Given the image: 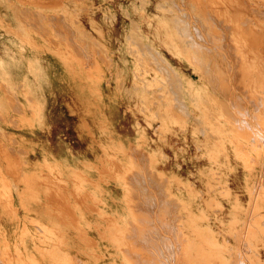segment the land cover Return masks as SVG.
Returning a JSON list of instances; mask_svg holds the SVG:
<instances>
[{
	"label": "rangeland",
	"instance_id": "374dc122",
	"mask_svg": "<svg viewBox=\"0 0 264 264\" xmlns=\"http://www.w3.org/2000/svg\"><path fill=\"white\" fill-rule=\"evenodd\" d=\"M46 1L0 0V87L3 86L0 88V164L1 168L7 173L14 168L19 172L17 185L10 181L0 185V264H68V258L72 259L75 262L74 264H80V262L81 264H114L113 260L119 262V257L115 255L117 250H121L122 256L132 258L136 262H142L144 259L145 264L147 262L148 264H154L157 259L160 263L157 261L156 264H187L185 260L187 253L184 247L186 243L192 244L194 241L207 243L205 248L210 249L209 256L213 258V261L215 260V264H230V262L231 264H252V262L253 264H262L264 262V233H262L264 232V116L262 115V113L264 114V66H261V64H264V46L261 43L264 45V0H237L236 3H233L235 0H224L225 3L222 0H202L203 2L193 0L194 3L192 0V2L185 0V3L188 2L187 5L184 0H169V2L168 0H62V4H58V7L54 5L57 0H49L52 3L49 1L44 3ZM58 1V3H61V0ZM245 1L247 2L245 3ZM253 1H255V6ZM37 2H39V6L35 5ZM226 2L228 3L226 4ZM52 5H54L53 8ZM23 6L29 8V12ZM256 7L257 10L255 11ZM249 8L253 13L248 10ZM177 9L179 12H177ZM231 9L233 10L231 11ZM32 10L34 11L32 12ZM39 10L40 12L37 13ZM245 11L251 13L248 14ZM262 11L263 13H261ZM29 13L34 17L29 16ZM34 13H37L40 17L36 16V19L39 18L37 22ZM183 13L188 14L180 16ZM193 13L195 14L194 17ZM208 13H211L210 16ZM226 13L227 15H225ZM244 13H246L245 17ZM43 16L45 17L43 18L44 21H41ZM217 16H219V19ZM254 16H256V21L253 19ZM30 17L34 18L35 21H31ZM190 17L195 19L202 17L201 20L200 18L197 20H200L198 24L205 19L203 21L204 25L203 22L199 25L208 28L198 26L197 21L190 19ZM227 17L230 18V23H227ZM249 17L250 19H248ZM56 18L58 21L55 20ZM62 19L65 21L62 22ZM52 20L56 22L54 23ZM73 20L75 24L71 22ZM221 20L224 22H221ZM61 22L63 25H61ZM219 23L220 26H224L220 27ZM58 24L63 27L61 29L64 32L59 29L60 27H57ZM225 24L226 26L229 24L230 29L234 30H230L234 35L232 36L233 39L229 37L232 34H230L228 27V29L223 30L226 28ZM233 24H237V26ZM199 29L202 32H199ZM15 31L18 32L15 33ZM187 31H190V34H187ZM224 31H227V33ZM196 32H199V36H196ZM203 32H207L206 35ZM221 32H224V34H220ZM235 33L239 34L235 36ZM59 34L62 37H59ZM89 35L91 36L89 37ZM238 35L242 40L238 39ZM218 36H221V38L223 36V38L221 39ZM68 37L72 38V41ZM206 37L210 40L208 39V41ZM213 37L215 39L211 40ZM216 37L218 38L216 39ZM200 38H203V40ZM218 39L222 41L224 46L219 45L221 41ZM234 39H237L239 43H236L237 46L233 43V46L236 47L231 49L229 46L233 47L232 42L237 41ZM253 39L257 40L255 45H258L257 49L260 50H257L255 45L252 50L249 47L248 49L244 47L243 40L245 42L249 40L246 42L248 46L249 43L251 45ZM228 40L232 42L230 41L227 46ZM258 40L261 43H258ZM96 44H99V47ZM200 47H202L201 50ZM205 47L209 48V52H205L207 50ZM225 47L227 51L224 50ZM240 47L246 49V54L243 53V48L239 49ZM74 48L75 50L79 48V52L73 51ZM197 49L200 51L197 52ZM230 49L233 52L235 50V52L231 51L230 53ZM201 51H203L202 57L200 55ZM225 51L227 53L226 57H224L226 53L222 54ZM103 52H107V57ZM219 53L222 55L220 56ZM230 55L231 59L229 58ZM101 57L105 60H102ZM234 57L236 61L240 58L237 63ZM214 61L223 74L218 71L219 67L214 66ZM223 61L227 67H225ZM239 61L240 65L238 64ZM209 63L211 64L209 65ZM235 64H238V66L235 67ZM239 66L244 69L250 68L248 69L249 74L245 70L240 71ZM209 69L210 71H208ZM213 70L218 71V75ZM235 70L240 71V73L235 72ZM205 71L210 74L208 72L204 73ZM233 72L236 78L239 77L238 79L233 77ZM254 72L258 76H255ZM213 75L215 78L212 77ZM244 75L246 78H244ZM230 77L233 79L232 81ZM170 78L173 84L168 81ZM240 78L242 81L245 80L243 81L246 84H243L244 87L240 84L243 83L239 80ZM257 78L260 80L258 81ZM246 79L248 82H246ZM213 83H215L214 86ZM216 84L221 85L223 88ZM172 85L175 88H170ZM4 86L7 88L5 89ZM220 88L223 90L221 91ZM7 89H9L8 93ZM9 91L12 93L10 92V94ZM174 92H176V95H174ZM232 94L234 97L228 99ZM13 95L16 96L13 97ZM178 96L179 100L177 99ZM211 100H215L214 104ZM204 101L210 102L211 105L210 103L206 105L207 102ZM16 102L22 106L15 105ZM11 103L14 105L10 108L9 104ZM174 104L177 106H174ZM13 108H16V111H13ZM222 114L226 116L222 117ZM210 115H216L214 116L215 119ZM257 119H259L258 122ZM155 124L157 126H154ZM14 125L17 127H14ZM204 128L205 132H203ZM238 131L241 133H238ZM207 132L208 136L205 134ZM6 136L7 139H5ZM10 148L13 150L11 151ZM132 148L137 150L133 151ZM7 149L12 153L14 152L13 155ZM104 151L105 153H102ZM139 158L144 161L145 169ZM141 164L142 167H140ZM7 173H5L6 179H10V175ZM149 173L156 176L155 179ZM55 175L58 177L55 178ZM142 176L146 180L141 178ZM157 179L159 182L165 181V183L157 182L159 185H155ZM34 180H36V184L32 183ZM151 181L155 184H152ZM128 182L134 183L131 185ZM140 184L144 188L139 186ZM154 188L155 190H153ZM136 189L138 193L135 191ZM143 189L145 190L143 191ZM158 190L161 193L164 191L161 194ZM145 191L152 194L155 199L151 198V195L145 196V193H142ZM47 195H51L52 198L47 199ZM147 197L151 198H149L150 202ZM167 198H169L168 201L164 203ZM156 200L159 201L156 202ZM152 202H156L155 206ZM167 202L169 203L167 204ZM174 206H178V208ZM131 207L132 209H130ZM157 208L160 213L162 212L161 214H159ZM174 209L179 214L174 212ZM166 210H170V213L173 212V215L170 214L172 215L170 216ZM174 213L178 214V218L174 216ZM164 217L171 220L170 225V220L166 221ZM254 218H257L258 222ZM122 219L130 222V225L131 223L135 224L133 226L135 230H122V232L115 229H103L105 226L109 228L114 226L113 222L119 223V220ZM147 219L150 220L148 224L149 220L147 221ZM172 219H174L173 222ZM226 219L228 220L226 221ZM165 224L169 226L167 227ZM174 225L177 226L178 230ZM137 228L139 229L137 230ZM151 229L152 231H149ZM169 229L170 231H168ZM230 232L231 234H229ZM115 233L122 234L125 236L124 239H127L121 242L120 249L117 245L112 246L115 240L108 237ZM63 234L70 236L86 234L88 238H75V245L69 246L72 238H63L61 237ZM147 234H150V236L147 237ZM159 235L163 238H159ZM158 238L162 244L158 242ZM142 239H144V242ZM163 239L164 241H162ZM143 243L145 247H143ZM180 245L181 247H179ZM176 246L179 248L177 249ZM50 250L57 251L56 255L49 254ZM182 251L185 252V257L180 256L184 255ZM149 253L155 254L153 256L155 260H152ZM139 255H141L140 258ZM250 261L251 263H249Z\"/></svg>",
	"mask_w": 264,
	"mask_h": 264
},
{
	"label": "bare ground",
	"instance_id": "6f19581e",
	"mask_svg": "<svg viewBox=\"0 0 264 264\" xmlns=\"http://www.w3.org/2000/svg\"><path fill=\"white\" fill-rule=\"evenodd\" d=\"M18 1H19V0H18ZM35 1H36V0H35ZM37 1H38V0H37ZM47 1H49V0H47ZM47 1L44 2V3H47ZM172 1H173V0H172ZM172 1H171V3H172ZM192 1H193V0H192ZM192 1L190 0V2H192ZM201 1H202V0H201ZM205 1H206V0H205ZM209 1H210V0H209ZM222 1H224V0H222ZM225 1H226V0H225ZM225 1H224V3H225ZM227 1H228V0H227ZM233 1H234V0H233ZM236 1H237V0H235V2H233V3H236ZM242 1H243V0H242ZM248 1H249V0H248ZM251 1H252V0H251ZM255 1H256V0H255ZM255 1H253V4H254ZM257 1H259V0H257ZM49 2H50V1H49ZM56 2H57V4H56ZM56 2H55V4H54V2H53V4L56 5V6H57L58 4H59V5L62 4V0L60 1L61 3H58V2H59L58 0H57ZM168 2H169V0H168ZM179 2H180V1H179ZM188 2H189V0H188ZM188 2H187V3H188ZM202 2H203V1H202ZM202 2H201V3H202ZM239 2H240V1H239ZM246 2H247V1H245V3H246ZM38 3H39V2H37L35 5H38ZM50 3H52V2H50ZM184 3H185V0H184ZM187 3H185V4L187 5ZM193 3H194V1H193ZM209 3H211V2H209ZM227 3H228V2H226V4H227ZM233 3H232V4H233ZM240 3H241V2H240ZM15 4H16V3H15ZM29 4H30V3H29ZM31 4H32V3H31ZM33 4H34V3H33ZM40 4H41V3H40ZM158 4H159V3H158ZM168 4H169V3H168ZM176 4H177V3H176ZM190 4H191V3H190ZM204 4H205V3H204ZM232 4H230V5H232ZM247 4L249 5V3H247ZM16 5H17V4H16ZM45 5H46V4H45ZM45 5H44V6H45ZM49 5H50V4H49ZM54 5H52V8H53ZM173 5H174V4H173ZM208 5H211V4H208ZM230 5H229V6H230ZM233 5H234V4H233ZM236 5H237V4H236ZM238 5H239V3H238ZM255 5H256V4H254V6H255ZM38 6H39V5H38ZM44 6H43V7H44ZM47 6H48V5H47ZM47 6H46V7H47ZM50 6H51V5H50ZM50 6H48V7H50ZM67 6H68V5H67ZM67 6H66V7H67ZM175 6H176V5H175ZM183 6H184V5H183ZM229 6H227V8H228ZM240 6H241V5H240ZM244 6H245V5H244ZM244 6H243V8H244ZM258 6H260V5H258ZM16 7H17V6H16ZM23 7H24V6H23ZM40 7H41V5H40ZM57 7H58V6H57ZM140 7H141V6H140ZM162 7H163V6H162ZM172 7H173V6H172ZM176 7H177V6H176ZM186 7H187V6H186ZM195 7H196V6H195ZM212 7H213V5H212ZM225 7H226V6H225ZM246 7H248V6H246ZM250 7H251V4H250ZM252 7H253V6H252ZM24 8H25V7H24ZM63 8H64V7H63ZM124 8H125V7H124ZM183 8H184V7H183ZM193 8H194V7H193ZM199 8H200V7H199ZM199 8H198V9H199ZM206 8H208V7H206ZM206 8H205V9H206ZM14 9H16V8H14ZM21 9H22V8H21ZM21 9H20V10H21ZM25 9L28 10L29 8H28V9L25 8ZM38 9H39V8H38ZM38 9H37V10H38ZM61 9H62V7H61ZM75 9H76V8H75ZM173 9H174V8H173ZM178 9H179V8H178ZM178 9H177V12H179V10H182V9H179V10H178ZM190 9H191V8H190ZM205 9H203V10H205ZM209 9H210V8H209ZM213 9H215V8H213ZM228 9H230V8H228ZM253 9H254V8H253ZM262 9H263V8H262ZM35 10H36V9H35ZM76 10H77V9H76ZM134 10H135V8H134ZM184 10H185V9H184ZM187 10H188V9H187ZM211 10H212V9H211ZM232 10H233V9H231V11H232ZM246 10H247V9H246ZM248 10H250V8H249ZM254 10L256 11V10H257V7H256V9H254ZM258 10H259V12H260V8H259ZM263 10H264V9H263ZM17 11H18V10H17ZM21 11H22V10H21ZM33 11H34V10H32V12H33ZM51 11H52V9H51ZM57 11H58V10H57ZM68 11L70 12V10H68ZM206 11H207V10H206ZM209 11H210V10H209ZM235 11H238V10H235ZM239 11H240V10H239ZM241 11H242V10H241ZM250 11H252V10H250ZM25 12L27 13V11H25ZM28 12H29V10H28ZM39 12H40V10H39L37 13H39ZM41 12H42V11H41ZM169 12H170V11H169ZM181 12H185V11H181ZM201 12H202V11H201ZM207 12H208V11H207ZM212 12H213V10H212ZM245 12H246V11H245ZM257 12H258V11H257ZM16 13H17V12H16ZM22 13H23V12H22ZM30 13H31V10H30ZM30 13H29V14H30ZM37 13H36V14L34 13V15H35V19H36V16L39 17ZM70 13H71V12H70ZM78 13H80V12H78ZM188 13H190V12L188 11ZM188 13H186V14H188ZM194 13H195V12H194ZM194 13H193V14H194ZM196 13H197V12H196ZM199 13H200V12H199ZM246 13L250 14L251 12L249 13V12L247 11ZM246 13H244L245 15H244V14H240V15H244V17H245V16H246ZM252 13H253V11H252ZM254 13H255V12H254ZM261 13H263V11H262ZM23 14H25V13H23ZM46 14H47V13H46ZM46 14H45V15H46ZM58 14H59V13H58ZM58 14H57V15H58ZM64 14H65V13H64ZM66 14H69V13H66ZM184 14H185V13H183V15H180V16H184ZM186 14H185V15H186ZM205 14H206V13H205ZM208 14H209V16H210L211 13H208ZM256 14H257V13H256ZM263 14H264V13H263ZM16 15H17V14H16ZM25 15L28 16L27 14H25ZM31 15H32V14H30L29 16H31ZM59 15H60V14H59ZM75 15H76V14H75ZM189 15H190V14H189ZM221 15H222V14H221ZM225 15H227V13H226ZM253 15H255V14H253ZM253 15H252V16H253ZM19 16H22V15H19ZM55 16H56V15H55ZM191 16H192V15H191ZM194 16H195V14L193 15V17H194ZM196 16H197V15H196ZM200 16H201V15H200ZM211 16H212V15H211ZM219 16H220V15H219ZM219 16H217V18H218ZM231 16H232V15H231ZM238 16H239V15H238ZM249 16H251V15H249ZM22 17H24V16H22ZM32 17H34V16L32 15ZM32 17H30V20H31V21L34 19V18H32ZM53 17H54V16H53ZM58 17H59V16H58ZM66 17H67V15H66ZM70 17H71V16H70ZM213 17H214V15H213ZM213 17H210V18H213ZM221 17H222V16H221ZM223 17H224V16H223ZM247 17H248V16H247ZM254 17H255V18H253V19L255 20V19H256V16H254ZM261 17H263V16H261ZM261 17H260V18H261ZM18 18H19V17H18ZM31 18H32V19H31ZM39 18H40V17H39ZM39 18H37V19L39 20ZM43 18H45V17L43 16L41 21H44ZM73 18H74V17H73ZM73 18H71V19H73ZM197 18L199 19L200 17H197ZM201 18H202V17H201ZM201 18H200V20H201ZM205 18H206V17H205ZM214 18H215V17H214ZM225 18H226V17H225ZM260 18H259V19H260ZM22 19H23V18H22ZM37 19H36V22L38 21ZM58 19H60V18H58ZM163 19H164V17H163ZM187 19H188V18H187ZM190 19H194L195 21L198 20V19L191 18V17H190ZM208 19H209V18H208ZM218 19H219V18H218ZM227 19H228V22H227V23H230V22H229V19H230V18L227 17ZM227 19H225V20L227 21ZM231 19H232V18H231ZM238 19H239V18H238ZM238 19H237V21H238ZM246 19H247V18H246ZM248 19H250V17H249ZM251 19H252V18H251ZM263 19H264V18H263ZM263 19H262V20H263ZM28 20H29V19H28ZM55 20H57V18H56ZM55 20H52V21L55 23V22H56ZM60 20H61V19H60ZM63 20H64V19H62V22H63ZM68 20H69V19H68ZM68 20H67V21H68ZM77 20H78V19H77ZM183 20H184V19H183ZM194 20H193V21H194ZM200 20H199V21H200ZM204 20H205V19H203L201 22H203ZM256 20H257V19H256ZM256 20H255V21H256ZM262 20H260V21H262ZM21 21H22V20H21ZM26 21H27V20H26ZM33 21H35V20H33ZM47 21H48V20H47ZM57 21H58V20H57ZM64 21H65V20H64ZM130 21H131V20H130ZM199 21H197V24H198ZM214 21H216V20L214 19ZM217 21H218V20H217ZM219 21H220V20H219ZM234 21H235V20H234ZM255 21H254V23H255ZM258 21H259V20H258ZM258 21H257V22H258ZM23 22H24V21H23ZM28 22H29V21H28ZM48 22H49V21H48ZM53 22H52V23H53ZM62 22H61V23H62ZM71 22L74 23V20L71 21ZM76 22H77V21H76ZM132 22H133V20H132ZM201 22H200V23H201ZM206 22H207V21H206ZM209 22H210V21H209ZM221 22H224V21L221 20ZM221 22H220V23H221ZM43 23H44V22H43ZM58 23H59V22H58ZM64 23H65V22H64ZM168 23H169V21H168ZM183 23H185V22H183ZM200 23H199V24H200ZM207 23H208V22H207ZM210 23H211V22H210ZM212 23H213V21H212ZM214 23H215V22H214ZM220 23H219V26H220ZM227 23H226V24H227ZM231 23H232V20H231ZM31 24H32V23H31ZM56 24H57V23H56ZM59 24H60V23H59ZM59 24H58L57 27H60ZM66 24H67V22H66ZM74 24H75V23H74ZM189 24H190V22H189ZM197 24H195V25H197ZM199 24H198V26H202V25H199ZM223 24H224V23H223ZM226 24H225V26H226ZM237 24H238V23H237ZM237 24H233V25H236V26H237ZM244 24H245V23H244ZM255 24H256V23H255ZM263 24H264V23H263ZM25 25H26V24H25ZM32 25H33V24H32ZM34 25H35V24H34ZM38 25H39V24H38ZM41 25H42V24H41ZM41 25H40V26H41ZM61 25H63V23H62ZM67 25H69V24H67ZM186 25H187V24H186ZM195 25H193V26H195ZM203 25H204V22H203ZM213 25H214V24H213ZM231 25H232V24H231ZM54 26H56V25L54 24ZM70 26H71V25H70ZM70 26H68V27H70ZM77 26H78V25H77ZM132 26H133V25H132ZM184 26H185V25H184ZM217 26H218V25H217ZM223 26H224V25H221L220 27H223ZM229 26H230V25L228 24V26H226V28L223 29V30H226V29L229 28V29H228L229 31H230V30H231V31H234L233 29H230ZM65 27H66V26H65ZM178 27H179V26H178ZM178 27H177V28H178ZM202 27H203V26H202ZM206 27H207V26H206ZM206 27H203V28H206ZM220 27H219V28H220ZM227 27H228V28H227ZM232 27H233V26H232ZM232 27H231V28H232ZM248 27H249V25H248ZM259 27H261V26L259 25ZM6 28H7V27H6ZM41 28H43V27H41ZM53 28H54V27H53ZM61 28H63V27L61 26L59 29H61ZM187 28H188V27H187ZM194 28H196V27H194ZM197 28H199V27H197ZM203 28H202V29H203ZM207 28H208V27H207ZM219 28H218V30H219ZM263 28H264V27H263ZM178 29H179V28H178ZM184 29H185V28H184ZM200 29H201V28H200ZM200 29H199V32H200V31L202 32V30H200ZM213 29H214V28H213ZM260 29H262V28H260ZM5 30H6V29H5ZM25 30H26V29H25ZM41 30H42V29H41ZM44 30H45V29H44ZM61 30H62V29H61ZM61 30H60V32L63 31V30H62V31H61ZM64 30H66V29H64ZM69 30H70V29H69ZM72 30H73V29H72ZM72 30H71V31H72ZM186 30H187V29H186ZM214 30H217V29H214ZM236 30H237V29H236ZM247 30H248V29H247ZM251 30H252V29H251ZM21 31H23V30H21ZM75 31H76V30H75ZM179 31H180V30H179ZM182 31H183V30H182ZM193 31H194V29H193ZM196 31H197V30H196ZM221 31H222V30H221ZM231 31H230V34H232ZM252 31H253V30H252ZM7 32H8V31H7ZM17 32H18V31H17ZM17 32L15 31V33H17ZM47 32H48V31H47ZM55 32H56V30H55ZM60 32H59V33H60ZM63 32H64V31H63ZM73 32H74V31H73ZM79 32H80V31H79ZM84 32H85V31H84ZM169 32H170V31H169ZM183 32H184V31H183ZM187 32H188V33H187ZM187 32H186L187 34H190V31H187ZM194 32H195V31H194ZM199 32H198V33L196 32V33H197L196 36H199ZM209 32H210V31H209ZM211 32H212V31H211ZM224 32L227 33V31H224ZM224 32H223V33L221 32L220 34L223 35ZM235 32H236V31H235ZM246 32H247V31H246ZM255 32H256V31H255ZM8 33H11V32H8ZM40 33H41V32H40ZM99 33H100V32H99ZM167 33H168V32H167ZM172 33H173V31H172ZM191 33H192V32H191ZM203 33H204V32H203ZM205 33H207V32H205ZM205 33H204V34H205ZM212 33H213V32H212ZM216 33H217V31H216ZM228 33H229V32H228ZM256 33H257V32H256ZM62 34H63V33H62ZM78 34H79V33H78ZM101 34H102V33H101ZM209 34H210V33H209ZM217 34H218V33H217ZM236 34H239V33H235V36H236ZM244 34H245V33H244ZM246 34H247V33H246ZM259 34H260V33H259ZM21 35H22V34H21ZM23 35H24V34H23ZM42 35H43V34H42ZM201 35H202V33H201ZM205 35H206V34H205ZM227 35H229V34H227ZM227 35H225V36L227 37ZM58 36L60 37L61 35L59 34ZM64 36H65V34H64ZM64 36H63V37H64ZM68 36H69V34H68ZM84 36H85V35H84ZM90 36H91V35H89V37H90ZM96 36H97V35H96ZM98 36H99V35H98ZM194 36H195V35H194ZM209 36H210V35H209ZM211 36H212V35H211ZM214 36H216V34H214ZM232 36H234V35H233V34H232L231 36L229 35V37H231V38H232ZM253 36H254V35H253ZM18 37H19V36H18ZM42 37H44V36H42ZM61 37H62V36H61ZM65 37H66V36H65ZM71 37H72V36H71ZM75 37H76V34H75ZM80 37H82V36H80ZM94 37H95V36H94ZM200 37H201V36H200ZM207 37H208V36H207ZM207 37H206V39H207ZM218 37H219V36H218ZM218 37H216V39H217ZM229 37H228V38H229ZM237 37H239V35H238ZM241 37H242V35H241ZM246 37H247V36H246ZM68 38H69V37H68ZM68 38H67V39H68ZM78 38H79V37H78ZM139 38H140V37H139ZM171 38H172V37H171ZM174 38H175V36H174ZM174 38H173V39H174ZM219 38H221V36H220ZM222 38H223V36H222ZM222 38H221V39H222ZM231 38H230V39H231ZM251 38H252V37H251ZM64 39H66V38H64ZM67 39H66V40H67ZM69 39H70V38H69ZM200 39L203 40V38H200ZM204 39H205V38H204ZM208 39H209V38H208ZM208 39H207V40H208ZM212 39H215V38L213 37V38H211V40H212ZM232 39H233V38H232ZM238 39L240 40L241 38L239 37ZM258 39H259V38H258ZM70 40L72 41V38H71ZM74 40H75V39H74ZM84 40H85V39H84ZM179 40H180V39H179ZM191 40H192V38H191ZM191 40H190V41H191ZM209 40H210V39H209ZM209 40H208V41H209ZM218 40H220V39H218ZM234 40H237V39H234ZM241 40H242V39H241ZM249 40H250V39H249ZM249 40H248V41H249ZM175 41H176V40H175ZM192 41H193V40H192ZM192 41H191V42H192ZM195 41H196V40H195ZM197 41L199 42L198 38H197ZM197 41H196V42H197ZM214 41H215V40H214ZM214 41H213V42H214ZM220 41H221V40H220ZM223 41H225V40L223 39ZM230 41H231V40H230ZM230 41L228 40V43H226L227 46L229 45V42H230ZM243 41H244V40H243ZM243 41H242V43H243V44L245 43V44H244V47L247 48V49H248V47H249L250 50H252V49L255 48V47H256V49H257V47H258V45H255V41L257 42L256 39H253V40L251 41V42H252L251 45H250V43H249L248 46H247V43H246V42H248V41H246V42H245V41L243 42ZM75 42H76V41H75ZM78 42H79V41H78ZM136 42H137V41H136ZM181 42H182V41H181ZM184 42H185V41H184ZM187 42H188V41H187ZM198 42H197L196 44H198ZM217 42H218V41H217ZM225 42H226V41H225ZM231 42H232V41H231ZM22 43H23V42H22ZM25 43H26V42H25ZM67 43H68V42H67ZM73 43H74V42H73ZM88 43H90V42H88ZM93 43H94V42H93ZM95 43H96V42H95ZM95 43H94V44H95ZM176 43L180 44L179 42H176ZM189 43H190V42H189ZM207 43H210V42H207ZM233 43H235V45L237 46V44H238L239 42H238V40H237L236 42H235V41L232 42V46H233ZM236 43H237V44H236ZM258 43H261V42H259V40H258ZM76 44H77V43H76ZM76 44H75V45H76ZM185 44H186V42H185ZM218 44H219V43H218ZM223 44H225V43L223 42ZM226 44H225V45H226ZM261 44H262V46H264L263 43H261ZM75 45H73V46H75ZM85 45H86V44H85ZM87 45H88V44H87ZM89 45H90V44H89ZM96 45H97V44H96ZM98 45H99V44H98ZM98 45H97V46H98ZM104 45H105V44H104ZM174 45H175V44H174ZM191 45H192V44H191ZM194 45H195V44H194ZM194 45H193V46H194ZM203 45H204V43H203ZM215 45H216V42H215ZM219 45H222V41H221V44H219ZM235 45H234L233 47H231V45H230L229 47L232 49V48H235V47H236ZM241 45H242V44L240 43V46H241ZM254 45H255V47H253ZM20 46H22V45H20ZM29 46H30V45H29ZM78 46H79V45H78ZM91 46H92V45H91ZM91 46H90V47H91ZM100 46H101V45H100ZM148 46H149V45H148ZM178 46H179V45H178ZM183 46H184V45H183ZM193 46H192V47H193ZM200 46H201V45H200ZM210 46H212V45H210ZM210 46H209V47H210ZM222 46H224V45H222ZM238 46H239V45H238ZM262 46H261V48H262ZM31 47H33V46H31ZM76 47H77V46H76ZM80 47H81V46H80ZM93 47H95V46H93ZM98 47H99V46H98ZM103 47H104V46H103ZM143 47H144V46H143ZM184 47H185V46H184ZM196 47H198V46H196ZM214 47H215V46H214ZM218 47H220V46H218ZM229 47H228V49H229ZM244 47H242V48H243V53L246 54V49H245ZM53 48H54V47H53ZM85 48H86V47H85ZM88 48H89V47H88ZM201 48H202V47H200V50H201ZM203 48H204V47H203ZM205 48L207 49V47H205ZM222 48H223V47H222ZM225 48H226V47H225ZM225 48H224V50L227 51V48H226V49H225ZM242 48L240 47L239 49H242ZM45 49H46V48H45ZM89 49H91V48H89ZM100 49H101V48H100ZM100 49H99V50H100ZM143 49H144V48H143ZM194 49H195V48H194ZM208 49H209V48H208ZM208 49H207L205 52H207ZM213 49H214V48H213ZM216 49H218V48H216ZM231 49H230V53H231V51H232ZM236 49H238V48H236ZM263 49H264V48H263ZM46 50H47V49H46ZM78 50H79V48H78ZM78 50H75V48H74L73 51H76V52H77ZM82 50H83V49H82ZM86 50H87V49H86ZM95 50H97V49L95 48ZM95 50H94V51H95ZM99 50H98V51H99ZM145 50H146L147 52H149L146 48H145ZM186 50H187V49H186ZM200 50L197 49V52H199ZM211 50H212V48H211ZM221 50H222V49H221ZM257 50H260V49L258 48ZM80 51H81V49H80ZM100 51H101V50H100ZM102 51H103V49H102ZM105 51H107V49H105ZM188 51H189V49H188ZM195 51H196V49H195ZM215 51H216V50H215ZM218 51H220V50L218 49ZM218 51H217V53H218ZM226 51L223 52L222 54L226 53ZM239 51H240V50H239ZM248 51H249V50H248ZM248 51H247V52H248ZM262 51H263V50H262ZM78 52H79V51H78ZM83 52H86V51H83ZM88 52H89V51H88ZM96 52H97V51H96ZM150 52H152V51H150ZM178 52H179V51H178ZM202 52H203V51L200 52L201 57H202ZM208 52H209V51H208ZM220 52H221V51H220ZM228 52H229V51H228ZM232 52H233V51H232ZM234 52H235V50H234ZM234 52H233V53H234ZM237 52H238V50H237ZM258 52H260V51H258ZM37 53H38V52H37ZM86 53H87V52H86ZM92 53H93V52H92ZM92 53H90V54H92ZM103 53H105V52H103ZM103 53H102V54H103ZM110 53H111V52H110ZM153 53H154V52H153ZM182 53H184V52H182ZM189 53H190V52H189ZM194 53H195V52H194ZM215 53H216V52H215ZM217 53H216V54H217ZM230 53H229V54H230ZM240 53H241V51H240ZM261 53H263V52H261ZM261 53H260V54H261ZM8 54H9V53H8ZM38 54H39V53H38ZM80 54H81V53H80ZM84 54H85V53H84ZM105 54H106V55H105ZM105 54H103V55H105V56L107 57V52H106ZM208 54H209V53H208ZM219 54H220V53H219ZM222 54H220V56H221ZM238 54H239V52H238ZM244 54H243V55H244ZM250 54H251V53H250ZM263 54H264V53H263ZM82 55H83V54H82ZM103 55H102V56H103ZM154 55H155V53H154ZM187 55L189 56L188 52H187ZM197 55H198V54H197ZM203 55H204V54H203ZM205 55H207V54H205ZM210 55H211V54H210ZM210 55H209V56H210ZM212 55H213V54H212ZM233 55H234V54H233ZM235 55H237V53H235ZM235 55H234V56H235ZM248 55H249V54H248ZM79 56H80V55H79ZM83 56H85V55H83ZM90 56H91V55H90ZM98 56L100 57V55H98ZM188 56H187V57H188ZM218 56H219V55H218ZM218 56H217V57H218ZM226 56H227V53H226V55H225L224 57H226ZM238 56L240 57V55H238ZM256 56H257V55H256ZM261 56H262V54H261ZM263 56H264V55H263ZM263 56L261 57V59L263 58ZM88 57H89V56H88ZM103 57H104V56H103ZM106 57H104V58H106ZM152 57H153V56H152ZM156 57H157V56H156ZM190 57H191V56H190ZM190 57H189V58H190ZM242 57H243V56H242ZM248 57H249V56H248ZM257 57H258V56H257ZM259 57H260V56H259ZM26 58H28V57H26ZM104 58H103V59H104ZM213 58H214V57H213ZM222 58H223V57H222ZM222 58H221V59H222ZM229 58H230V59L232 58L231 55H230ZM246 58H247V57H246ZM101 59H102V57H101ZM103 59H102V60H103ZM150 59H151V57H150ZM155 59H157V58H155ZM155 59H154V60H155ZM191 59H192V58H191ZM191 59H190V60H191ZM199 59H201V58L199 57ZM206 59H207V57H206ZM209 59H210V58H209ZM214 59H215V58H214ZM230 59H227V60H230ZM238 59H240V58H238ZM238 59H237V61H238ZM255 59H256V58H255ZM104 60H105V59H104ZM158 60H161V59H158ZM195 60H196V59H195ZM223 60L226 61L225 58H223ZM234 60H235V62L237 63L235 57H234ZM262 60H263V59H262ZM91 61H92V59H91ZM106 61L108 62V60H106ZM106 61H105V62H106ZM196 61H197V60H196ZM200 61H201V60H200ZM202 61H203V60H202ZM204 61H205V60H204ZM207 61H208V59H207ZM210 61L212 62L213 59L210 60ZM215 61H216V60H215ZM215 61H214V62H215ZM240 61H242V60H240ZM240 61L238 62V64L240 63ZM258 61H259V60H258ZM161 62H163V61H161ZM205 62H206V61H205ZM216 62H217V61H216ZM216 62H215V65H214V66H216V68H217V67H219V66H218V64L216 65ZM223 62H224V61H223ZM231 62H232V61H231ZM235 62H234V63H235ZM29 63H30V62H29ZM159 63H160V62H159ZM191 63H192V62H191ZM193 63H194V62H193ZM242 63H243V62H242ZM259 63H260V62H259ZM263 63H264V62H263ZM106 64H107V63H106ZM161 64H162V63H161ZM161 64H160V65H161ZM195 64H196V62H195ZM206 64H207V63H206ZM210 64H211V63H209V65H210ZM220 64H221V63H220ZM224 64H225V62H224ZM238 64H235V67L238 66ZM240 64H241V63H240ZM240 64H239V65H240ZM257 64H258V63H257ZM14 65H15V64H14ZM109 65H110V64H109ZM225 65H226V64H225ZM228 65H229V64H228ZM232 65H234V64L232 63ZM232 65H231V66H232ZM262 65L264 66V64H261V66H262ZM12 66H13V65H12ZM164 66H165V65H164ZM211 66H212V65H211ZM242 66H244V65H242ZM242 66H241V67L239 66V67L241 68L240 71L243 72V71L245 70V72L247 71V74H249L248 69H250V68H248V69H244ZM245 66H246V64H245ZM258 66H259V65H258ZM85 67H86V66H85ZM153 67H154V66H153ZM165 67H166V66H165ZM205 67H206V66H205ZM225 67H227V65H226ZM235 67H234V68H235ZM259 67H260V66H259ZM7 68H8V66H7ZM197 68H199V67H197ZM202 68H204V67H202ZM202 68H201V69H202ZM212 68H213V67H212ZM228 68H229V67H228ZM228 68H227V69H228ZM232 68H233V67H232ZM242 68H243V69H242ZM89 69H90V68H89ZM155 69H156V68H155ZM165 69H166V68H165ZM167 69H168V68H167ZM167 69H166V70H167ZM201 69H200V70H201ZM206 69H207V68H206ZM213 69H214V68H213ZM227 69H226V70H227ZM262 69H263V68H262ZM67 70H68V68H67ZM90 70H91V69H90ZM108 70H109V69H108ZM211 70H212V69H211ZM215 70H216V69H215ZM215 70H213V71H215ZM229 70H230V69H229ZM255 70H256V69H255ZM260 70H261V69H260ZM183 71H184V70H183ZM202 71H203V70H202ZM208 71H210V69H209ZM208 71H205L204 73H207ZM218 71H220V67L218 68ZM218 71H217V72H218ZM227 71H228V70H227ZM232 71H233V70H232ZM236 71L238 72V70H235V72H236ZM240 71H239L238 73H240ZM256 71H257V70H256ZM162 72H163V71H162ZM165 72H166V71H165ZM168 72H169V70H168ZM215 72H216V71H215ZM217 72H216V75H218ZM220 72H222V71H220ZM242 72H241V74H242ZM169 73H170V72H169ZM169 73H168V75L171 74V73H170V74H169ZM182 73H183V72H182ZM201 73H202V72H201ZM208 73H209V72H208ZM213 73H214V72H213ZM213 73H212V74H213ZM218 73H219V72H218ZM233 73H234V72H233ZM255 73H256V72H254V74H255ZM117 74H118V73H117ZM175 74H176V73H175ZM209 74H210V73H209ZM222 74H223V72H222ZM230 74H231V73H230ZM259 74H260V73H259ZM263 74H264V73H263ZM85 75H86V74H85ZM163 75H164V74H163ZM166 75H167V74H166ZM176 75H177V74H176ZM196 75H197V74H196ZM198 75H199V74H198ZM214 75H215V74H214ZM214 75H213L212 77H214ZM219 75H220V74H219ZM256 75H257V74H255V76H256ZM82 76H83V75H82ZM90 76H91V75H90ZM109 76H110V75H109ZM237 76H240V75H237ZM242 76H243V75H242ZM246 76H247V75H246ZM257 76H258V75H257ZM262 76H263V75H262ZM170 77H171V76H170ZM174 77H175V76H174ZM209 77H210V76H209ZM221 77H222V76H221ZM233 77H235V73H234ZM249 77H250V75H249ZM168 78H169V77H168ZM206 78H207V77H206ZM214 78H215V77H214ZM222 78H224V77H222ZM225 78H227V77H225ZM235 78H236V77H235ZM238 78H239V77H238ZM238 78H236V79H238ZM244 78H246L245 75H244ZM254 78H255V77H254ZM258 78H259V77H258ZM258 78H257V79H258ZM173 79H174V78H173ZM175 79H176V78H175ZM178 79H179V78H178ZM242 79H243V77H242ZM261 79H262V78H261ZM163 80H164V79H163ZM170 80H172V79L170 78L168 81H170ZM176 80H177V79H176ZM176 80H175V81H176ZM205 80H206V79H205ZM215 80H216V79H215ZM218 80L220 81V79H218ZM230 80L232 81L233 79H231V77H230ZM239 80L242 81L241 78H240ZM239 80H237V81L239 82ZM259 80H260V79H258V81H259ZM173 81H174V80H173ZM175 81H174V82H175ZM190 81H191V80H190ZM190 81H189V82H190ZM207 81H208V80H207ZM243 81H245V80H243ZM243 81H242V82H243ZM255 81H257V80H255ZM79 82H80V81H79ZM122 82H123V81H122ZM170 82H171V81H170ZM178 82H180V81H178ZM187 82H188V81H187ZM234 82H235V80H234ZM234 82H233V83H234ZM246 82H248L247 79H246ZM176 83H177V82H176ZM176 83H174V84H176ZM208 83H209V82H208ZM215 83H217V82H215ZM215 83H213V86H214ZM221 83H223V82H221ZM221 83H219V84H221ZM239 83H240V82H239ZM239 83H238V84H239ZM249 83H250V81H249ZM254 83H256V82H254ZM257 83H258V82H257ZM260 83H261V82H260ZM0 84H1V83H0ZM4 84H5V83H4ZM118 84H119V82H118ZM121 84H122V83H121ZM171 84H173V82H171ZM235 84H236V83H235ZM240 84L243 85L244 82H243V83H240ZM67 85H68V84H67ZM162 85H163V84H162ZM210 85H211V83H210ZM216 85H217V84H216ZM244 85H246V84H244ZM244 85H243V87H244ZM257 85H259V84H257ZM5 86H6V85H5ZM5 86H4V87H5ZM21 86H22V83H21ZM68 86H69V85H68ZM217 86H221V85H217ZM217 86H216V87H217ZM223 86H224V85H223ZM240 86H241V85H240ZM240 86H239V87H240ZM250 86H251V85H250ZM1 87H3V86H1ZM1 87H0V88H1ZM8 87H9V86H8ZM26 87H27V86H26ZM142 87H143V86H142ZM172 87L175 88V86H173V85H172L170 88H172ZM221 87H222V86H221ZM228 87H230V85H228ZM239 87H238V88H239ZM247 87H248V86H247ZM256 87H258V86H256ZM6 88H7V87H5V89H6ZM20 88H22V87H20ZM174 88H173V91H174ZM217 88H218V87H217ZM222 88H223V87H222ZM234 88H235V87H234ZM234 88H233V89H234ZM240 88H242V87H240ZM2 89H3V88H2ZM5 89H4V90H5ZM220 89H221V88H220ZM220 89H219V90H220ZM228 89H230V88H228ZM235 89H236V88H235ZM260 89H261V87H260ZM8 90H9V89H7V93H8ZM171 90H172V89H171ZM171 90H170V92H171ZM217 90H218V89H217ZM222 90H223V89H221V91H222ZM224 90H225V89H224ZM226 90H227V89H226ZM241 90H242V89H241ZM255 90H256V89H255ZM261 90H262V89H261ZM5 91H6V90H5ZM127 91H128V90H127ZM131 91H132V90H131ZM146 91H147V90H146ZM153 91H154V90H153ZM153 91H152V92H153ZM175 91H176V90H175ZM204 91H206V90H204ZM246 91H247V90H246ZM246 91H245V92H246ZM248 91H249V90H248ZM10 92H11V91H9V93H10ZM14 92H15V91H14ZM125 92H126V91H125ZM176 92H177V91H176ZM176 92H174V95H176V94H175ZM192 92H193V91H192ZM195 92H196V91H195ZM219 92H220V91H219ZM230 92H231V91H230ZM232 92H233V91H232ZM240 92H241V91H240ZM243 92H244V91H243ZM245 92H244V93H245ZM254 92H255V91H254ZM261 92H262V91H261ZM11 93H12V92H11ZM11 93H10V94H11ZM32 93H33V92H32ZM145 93H146V92H145ZM149 93H151V92H149ZM149 93H148V94H149ZM172 93H173V92H172ZM227 93H228V92H227ZM227 93H226V94H227ZM250 93H251V92H250ZM223 94H224V92H223ZM230 94H231V93H230ZM230 94H229V95H230ZM7 95H8V94H7ZM31 95H32V94H31ZM174 95H173V96H174ZM178 95L180 96L179 93H178ZM203 95H204V93H203ZM205 95H206V94H205ZM211 95H213V94H211ZM211 95H210V96H211ZM247 95H248V94H247ZM252 95H253V94H252ZM4 96H5V95H4ZM9 96H10V95H9ZM15 96H16V95H15ZM15 96L13 95V97H15ZM179 96L177 97V99L179 98ZM196 96H197V95H196ZM206 96L209 97L208 95H206ZM213 96H214V95H213ZM213 96H212V97H213ZM223 96H224V95H223ZM232 96H233V94H232L230 97H228V99H229V98H232ZM238 96H239V95H238ZM6 97H8V96H6ZM13 97H12V98H13ZM180 97H181V96H180ZM233 97H234V96H233ZM246 97H247V96H246ZM249 97H250V96H249ZM28 98H29V100H31L29 96H28ZM84 98H85V97H84ZM84 98H83V99H84ZM90 98H91V97H90ZM148 98H150V97H148ZM188 98H189V97H188ZM209 98H210V97H209ZM209 98H208V100H210ZM258 98H259V97H258ZM8 99H9V97H8ZM13 99H15V98H13ZM151 99H152V98H151ZM177 99H176V100H177ZM194 99H195V98H194ZM199 99H200V98H199ZM201 99H202V98H201ZM213 99H214V98H213ZM213 99H212V100H213ZM246 99H248V98H246ZM178 100H179V99H178ZM202 100H203V99H202ZM204 100H205V99H204ZM212 100H211V101H212ZM215 100H216V99H215ZM215 100H214V101H215ZM234 100H235V99H234ZM237 100H238V99H237ZM250 100H251V99H250ZM250 100H249V101H250ZM254 100H255V99H254ZM260 100H261V98H260ZM14 101H15V100H14ZM27 101H28V100H27ZM214 101H212V103H213ZM216 101H217V100H216ZM218 101H219V100H218ZM221 101H222V99H221ZM227 101H228V100H227ZM230 101H231V99H230ZM230 101H229V102H230ZM251 101H252V100H251ZM179 102H180V101H179ZM199 102H202V101H199ZM204 102H207V104L205 103L206 105H209V103H210V102L208 103V101H204ZM204 102H203V104H204ZM219 102H220V101H219ZM219 102H218V103H219ZM223 102H224V101H223ZM238 102H239V101H238ZM240 102H241V101H240ZM242 102H243V101H242ZM247 102H248V100L246 101V103H247ZM257 102H258V101H257ZM13 103H14V102H13ZM153 103H154V102H153ZM218 103H217V104H218ZM243 103H244V102H243ZM253 103H254V102H253ZM262 103H263V102H262ZM262 103H261V104H262ZM16 104L19 105V103H17V102L15 103V105H16ZM180 104H183V103H180ZM213 104H214V103H213ZM221 104H223V103L221 102ZM229 104H231V103H229ZM240 104H241V103H240ZM244 104H245V103H244ZM257 104H258V103H257ZM9 105H10V108H11V106L14 105V104L11 103V104H9ZM172 105H173V104H172ZM210 105H211V103H210ZM215 105H216V102H215ZM215 105H214V106H215ZM218 105H220V104H218ZM223 105H224V107H226L225 104H223ZM231 105H232V104H231ZM236 105H238V104H236ZM252 105H253V104H252ZM258 105H259V104H258ZM258 105H257V106H258ZM19 106H22V105H19ZM169 106H170V105H169ZM174 106H177V105L174 104ZM184 106H185V105H184ZM202 106H203V105H202ZM204 106H205V105H204ZM214 106H213V107H214ZM216 106H217V105H216ZM245 106H246V104H245ZM257 106H256V107H257ZM260 106H261V105H260ZM13 107H14V106H13ZM15 107H16V106H15ZM40 107H41V106H40ZM205 107H206V106H205ZM250 107H251V105H250ZM256 107H255V108H256ZM178 108H180V107H178ZM185 108H186V107H185ZM207 108H208V107H207ZM210 108H211V106H210ZM262 108H263V107H262ZM262 108H261V109H262ZM13 109H14V108H13ZM17 109H18V108H17ZM222 109H223V108H222ZM240 109H241V108H240ZM252 109H254V108H252ZM257 109H259V108H257ZM257 109H256V110H257ZM168 110H169V109H168ZM173 110H174V108H173ZM175 110H176V109H175ZM215 110H217V109H215ZM223 110H225V109H223ZM229 110H230V109H229ZM229 110H228V111H229ZM243 110H244V108H243ZM13 111H16V108H15ZM17 111H18V110H17ZM142 111H143V110H142ZM165 111H166V110H165ZM181 111H182V110H181ZM207 111H208V110H207ZM207 111H206V112H207ZM218 111H219V109H218ZM218 111H217V112H218ZM220 111H221V110H220ZM225 111H226V110H225ZM228 111H227V112H228ZM236 111H237V110H236ZM251 111H253V110H251ZM254 111H255V109H254ZM259 111H261V110L259 109ZM89 112H90V111H89ZM234 112H235V111H234ZM256 112H257V111H256ZM256 112H255V113H256ZM17 113H18V112H17ZM19 113H20V111H19ZM154 113H155V112H154ZM174 113H175V112H174ZM178 113H179V112H178ZM203 113H204V115H206L205 112H203ZM208 113H209V111H208ZM221 113H223V112H221ZM224 113H225V112H224ZM224 113H223V114H224ZM230 113H231V112H230ZM236 113H237V112H236ZM253 113H254V112H253ZM223 114H222V115H223ZM225 114H226V113H225ZM238 114H239V113H238ZM123 115H124V114H123ZM150 115H151V114H150ZM167 115H168V114H167ZM170 115H172V114L170 113ZM182 115H183V114H182ZM184 115H185V114H184ZM186 115H187V114H186ZM226 115H228V114H226ZM226 115H223L222 117H224V116H226ZM230 115H231V114H230ZM252 115H253V114H252ZM254 115L256 116V114H254ZM257 115H258V114H257ZM259 115H260V114H259ZM262 115L264 116L263 113H262ZM148 116H149V115H148ZM210 116H213V115H210ZM214 116H216V115H214ZM214 116H213V118H214ZM217 116H219V115H217ZM232 116H233V115H232ZM232 116H231V117H232ZM174 117H175V116H174ZM186 117H187V116H186ZM206 117H207V116H206ZM208 117H209V116H208ZM208 117H207V118H208ZM227 117H228V116H227ZM235 117H236V116H235ZM247 117H248V116H247ZM253 117H254V116H253ZM183 118H184V117H183ZM217 118H218V117H217ZM256 118H257V116H256ZM258 118H259V117H258ZM148 119H149V117H148ZM214 119H215V118H214ZM235 119H236V118H235ZM238 119H240V118H238ZM1 120H2V119H1ZM9 120H10V119H9ZM194 120H195V119H194ZM206 120H207V121H210V120H208V119H206ZM229 120H230V118H229ZM229 120H228V121H229ZM232 120H234V119H232ZM243 120H244V119H243ZM245 120H246V119H245ZM258 120H259V119H257V122H258ZM261 120H262V118H261ZM4 121H5V120H4ZM11 121H12V120H11ZM11 121H10V123H11ZM14 121H15V120H14ZM40 121H41V120H40ZM148 121H149V120H148ZM153 121H154V120H153ZM197 121H198V120H197ZM225 121H227V120H225ZM263 121H264V120H263ZM167 122H169V121H167ZM202 122H203V121H202ZM202 122H201V123H202ZM230 122H232V121H230ZM242 122H243V121H242ZM247 122H248V121H247ZM255 122H256V121H255ZM15 123H16V122H15ZM213 123H216V122H213ZM217 123H218V122H217ZM148 124H149V123H148ZM188 124H189V123H188ZM194 124H195V123H194ZM203 124H204V123H203ZM232 124H233V123H232ZM250 124H251V123H250ZM256 124H257V123H256ZM12 125H13V124H12ZM184 125H185V124H184ZM195 125H196V124H195ZM201 125H202V124H201ZM204 125H205V127H207L206 124H204ZM213 125H214V124H213ZM235 125H236V124H235ZM154 126H157V125L155 124ZM239 126H240V125H239ZM239 126H238V127H239ZM246 126H247V125H246ZM14 127H17V126L14 125ZM194 127H195V126H194ZM216 127H217V126H216ZM226 127H227V126H226ZM230 127H232V126H230ZM247 127H248V126H247ZM79 128H80V127H79ZM208 128H209V127H208ZM180 129H181V128H180ZM201 129H202V128H201ZM210 129H211V128H210ZM227 129H228V128H227ZM227 129H226V130H227ZM231 129H233V128H231ZM164 130H165V128H164ZM166 130H168V129L166 128ZM224 130H225V129H224ZM228 130H229V129H228ZM228 130H227V131H228ZM3 131H4V130H3ZM3 131H2V132H3ZM169 131H170V130H169ZM206 131H207V130H206ZM211 131H212V130H211ZM4 132H5V131H4ZM203 132H205V128L203 129ZM208 132H209V131H208ZM208 132L205 133L206 136H208V135H207ZM209 133H210V132H209ZM238 133H241V132L238 131ZM0 134H1V133H0ZM5 134H6V133H5ZM5 134H4V135H5ZM202 134H203V133H202ZM232 134H233V133H232ZM226 135H227V133H226ZM240 135H241V134H240ZM2 136H3V135H2ZM209 136L211 137L210 134H209ZM224 136H225V135H224ZM243 136H244V135H243ZM248 136H249V133H248ZM241 137H242V136H241ZM8 138H9V137H8ZM148 138H149V137H148ZM228 138H229V136H228ZM5 139H7V136H6ZM13 139H14V138H13ZM151 139H152V138H151ZM230 139H231V138H230ZM232 139H233V138H232ZM233 140H234V139H233ZM233 140H232V141H233ZM15 141H16V140H15ZM59 141H60V140H59ZM12 142H13V141H12ZM141 142H142V141H141ZM143 142H144V141H143ZM10 143H11V142H10ZM191 143H192V142H191ZM231 143H232V142H231ZM129 144H130V143H129ZM194 144H195V143H194ZM236 145H237V144H236ZM251 145H252V144H251ZM1 146H2V145H1ZM193 146H195V145H193ZM4 147H5V146H4ZM11 147H12V146H11ZM131 147H132V146H131ZM249 148H250V147H249ZM8 149H9V148H8ZM8 149H7V150H8ZM10 149H11V148H10ZM20 149H22V148H20ZM24 149H25V148H24ZM132 149H133V148H132ZM132 149H131V150H132ZM204 149H205V148H204ZM12 150H13V149H11V151H12ZM101 150H102V148H101ZM134 150L136 151L137 149L134 148L133 151H134ZM8 151H10V150H8ZM8 151H7V152H8ZM11 151H10V152H11ZM14 151H15V150H14ZM17 151H19V150H17ZM33 151H34V150H33ZM33 151H32V152H33ZM7 152H6V153H7ZM24 152H25V151H24ZM139 152H140V151H139ZM8 153H9V152H8ZM13 153H14V152H13ZM13 153L11 152L12 155H13ZM100 153H101V152H100ZM102 153H105V151L102 152ZM130 153H131V152H130ZM219 153H220V152H219ZM11 154H7V155H11ZM17 154H18V153H17ZM140 154H141V153H140ZM101 156H102V155H101ZM101 156H100V159H101ZM134 156H135V155H134ZM137 156H138V155H137V152H136V157H137ZM224 156H225V155H224ZM140 157H141V156H140ZM237 157H238V156H237ZM16 158H18V157H16ZM44 158H45V157H44ZM104 158H105V157H104ZM142 158H143V155H142ZM139 159H140V158H139ZM141 160H142V159H140L139 161H141ZM146 160H148V159H146ZM207 160H208V159H207ZM248 160H249V158H248ZM19 161H20V160H19ZM139 161H138V162H139ZM141 162H142V164L144 163V161H141ZM147 162H148V161H147ZM16 163H17V162H16ZM24 163H25V161H24ZM81 163H82V162H81ZM111 163H112V162H111ZM10 164H11V163H10ZM47 164H48V163H47ZM82 164H83V163H82ZM85 164H86V163H85ZM116 164H117V163H116ZM118 164H119V163H118ZM142 164H141L140 167H142ZM144 164H145V163H144ZM144 164H143V165H144ZM139 165H140V164H139ZM139 165H138V166H139ZM255 165H256V164H255ZM257 165H258V164H257ZM95 167H96V166H95ZM41 168H42V167H41ZM49 168H50V166H49ZM51 168H52V167H51ZM79 168H80V167H79ZM138 168H139V167H138ZM143 168L145 169V165H144ZM143 168H142V169H143ZM146 168H147V167H146ZM53 169H54V168H53ZM147 169H148V168H147ZM7 170H8V169H7ZM20 170H21V169H20ZM50 170H51V169H50ZM78 170H79V169H78ZM148 170H149V169H148ZM80 171H81V170H80ZM145 171H146V170H145ZM151 171H152V170H151ZM52 172H53V171H52ZM135 172H136V171H135ZM141 172H142V171H141ZM143 172H144V170H143ZM153 172H154V171H153ZM153 172H152V173H153ZM5 173H7V171L5 172V171L1 168V164H0V185L3 184V183H5L6 181H10V182H13L14 184H16V181L18 180V177H19V172H18V170L14 168V169L11 170L9 173H7V174L10 175V179H6V175H5ZM39 173H40V172H39ZM114 173H115V172H114ZM138 173H140V172H138ZM258 173H259V172H258ZM20 174H21V173H20ZM133 174H134V172H133ZM136 174H137V173H136ZM143 174H144V173H143ZM145 174H146V172H145ZM149 174H150V173H149ZM154 174H155V173H154ZM99 175H100V174H99ZM127 175H128V174H127ZM129 175H130V174H129ZM138 175H139V174H138ZM150 175L153 176V174H150ZM150 175H149V176H150ZM55 176H56L55 178L58 177L57 175H55ZM124 176H125V175H124ZM135 176H136V175H135ZM144 176H145V175H144ZM128 177H129V176H128ZM133 177H134V175H133ZM147 177H148V176H147ZM153 177H154V179H155L156 176H153ZM37 178H38V177H37ZM53 178H54V177H53ZM72 178H73V177H72ZM85 178H86V177H85ZM111 178H112V177H111ZM141 178L145 179L143 176H142ZM149 178H150V177H149ZM157 178H158V177H157ZM31 179H32V178H31ZM75 179H76V178H75ZM99 179H100V178H99ZM126 179H127V177H126ZM137 179H138V177H137ZM147 179H148V178H147ZM78 180H79V179H78ZM80 180H82V179H80ZM131 180H132V179H131ZM141 180H142V179H141ZM145 180H146V179H145ZM148 180H149V179H148ZM148 180H147V181H148ZM150 180H152V178H150ZM208 180H209V179H208ZM255 180H256V179H255ZM255 180H254V182H255ZM76 181H77V180H76ZM96 181H97V180H96ZM128 181H129V180H128ZM132 181H133V180H132ZM55 182H56V181H55ZM78 182H79V181H78ZM81 182H82V181H81ZM151 182H152V181H151ZM157 182H158V183H161V184H162V183H165V181H164V182H159L158 179H157V180H156V184H155V182H154V183L152 182V184L159 185ZM32 183H33V184H36L37 182H36V180H34V181H32ZM82 183H83V182H82ZM98 183H99V181H98ZM128 183H131V182H128ZM133 183H134V182H133ZM133 183H131V185H132ZM137 183H138V182H137ZM137 183H136V184H137ZM139 183H140V182H139ZM139 183H138V184H139ZM142 183H143V182H142ZM144 183H145V182H144ZM115 184H116V183H115ZM147 184H148V183H147ZM7 185H8V184H7ZM16 185H17V184H16ZM56 185H57V184H56ZM90 185H91V184H90ZM101 185H102V184H101ZM150 185H151V184H150ZM254 185H255V184H254ZM256 185H257V184H256ZM139 186L142 187L143 185L140 184ZM139 186H138V191H139ZM144 186H145V185H144ZM160 186H161V185H160ZM160 186H159V187H160ZM164 186H165V185H164ZM207 186H208V185H207ZM94 187H95V186H94ZM141 187H140V188H141ZM38 188H39V187H38ZM56 188H57V187H56ZM62 188H63V187H62ZM96 188H97V187H96ZM130 188H131V187H130ZM142 188H144V187H142ZM149 188H150V187H149ZM152 188H153V187H152ZM162 188H164V187L162 186ZM212 188H213V187H212ZM214 188H215V187H214ZM58 189H59V188H58ZM109 189H110V188H109ZM109 189H108V190H109ZM132 189H133V188H132ZM146 189H147V188H146ZM167 189H168V188H167ZM35 190H36V189H35ZM100 190H101V189H100ZM102 190H103V189H102ZM141 190H142V189H141ZM141 190H140V191H141ZM144 190H145V189H143V191H144ZM153 190H155V188H154ZM160 190H161V189H160ZM160 190H158V191H160ZM165 190H166V188H165ZM209 190H210V189H209ZM42 191H43V189H42ZM135 191H137V189H136ZM135 191H134V192H135ZM138 191H137V193H138ZM150 191H151V189H150ZM163 191H164V190H163ZM163 191H162V193H163ZM45 192H46V191H45ZM134 192H132V193H134ZM152 192H154V191H152ZM155 192H156V191H155ZM39 193H40V192H39ZM139 193H140V192H139ZM142 193H145V196H146V195H148V196L151 195L152 197H151V196H150V197H151V198H154V196H153L152 194H148L149 192L147 193V192L145 191V192H142ZM160 193H161V191H160ZM162 193H161V194H162ZM214 193H215V192H214ZM254 193H255V192H254ZM254 193H252V194H254ZM24 194H25V193H24ZM135 194H136V193H135ZM140 194H141V193H140ZM248 194H249V193H248ZM252 194H251V195H252ZM154 195H155V194H154ZM156 195H157V193H156ZM163 196H165V195H163ZM166 196H167V193H166ZM166 196H165V197H166ZM211 196H212V195H211ZM213 196H214V195H213ZM47 197H48L47 199H49V200L52 198L51 195H47ZM136 197H137V195H136ZM150 197H149V198H150ZM158 197H159V196H158ZM158 197H157V198H158ZM170 197H171V196H170ZM250 197H251V196H250ZM139 198H140V195H139ZM143 198H144V194H143ZM143 198H142V200H143ZM147 198H148V197H147ZM149 198H148V199H149ZM151 198H150V199H151ZM162 198H163V197H162ZM212 198H213V197H212ZM37 199H38V198H37ZM137 199H138V198H137ZM150 199H149V202H150ZM154 199H155V198H154ZM154 199H152V200H154ZM168 199H169V198H167L166 200H164V203H165V201H168ZM171 199H172V198H171ZM174 199H175V198H174ZM33 200H34V199H33ZM144 200H145V198H144ZM144 200H143V201H144ZM161 200H162V199H161ZM161 200H160V201H161ZM139 201H140V200H139ZM143 201H141V202H143ZM154 201H155V200H154ZM158 201H159V200H158ZM158 201L156 200V202H158ZM175 201H176V200H175ZM237 201H238V200H237ZM249 201H250V200H249ZM21 202H22V201H21ZM147 202H148V201H147ZM156 202H155V203H156ZM171 202H172V201H171ZM213 202H214V201H213ZM137 203H138V202H137ZM145 203H146V202H145ZM145 203H144V204H145ZM152 203H153V202H152ZM152 203H151V204H152ZM155 203H153V205H154ZM161 203H162V202H161ZM168 203H169V202H167V204H168ZM209 203H210V202H209ZM234 203H235V202H234ZM140 204H141V203H140ZM146 204H148V203H146ZM175 204H177V203H175ZM256 204H257V203H256ZM171 205H172V203H171ZM179 205H180V204H179ZM139 206L141 207V205H139ZM154 206H155V205H154ZM154 206H153V208H154ZM167 206H168V205H167ZM11 207H12V206H11ZM136 207L138 208V206H136ZM136 207H134V208H136ZM140 207H139V208H140ZM150 207H151V205H150ZM174 207H177V208H178V206H174ZM210 207H211V206H210ZM248 207H249V206H248ZM254 207H255V206H254ZM256 207H257V206H256ZM9 208H10V207H9ZM49 208H50V207H49ZM144 208H146V207H144ZM144 208H143V209H144ZM147 208H148V207H147ZM169 208H170V210H171V207H169ZM169 208H168V209H169ZM240 208H241V207H240ZM259 208H260V206H259ZM130 209H132V207H131ZM148 209H149V208H148ZM151 209H152V208H151ZM215 209H216V208H215ZM123 210H124V209H123ZM170 210H166V211L169 212V215H170V214L173 215V212L170 213ZM252 210H253V209H252ZM256 210H257V209H256ZM138 211H139V210H138ZM142 211H143V210H142ZM157 211H158V208H157ZM159 211H160V210H159ZM159 211H158V212H159ZM161 211H162V210H161ZM171 211H172V210H171ZM211 211H212V210H211ZM249 211H250V210H249ZM54 212H55V211H54ZM56 212H58V211H56ZM59 212H60V211H59ZM140 212H141V211H140ZM149 212H151V211H149ZM152 212H153V210H152ZM155 212H156V211H155ZM158 212H157V213H158ZM174 212H176L175 209H174ZM177 212H178V211H177ZM177 212H176V213H177ZM251 212H252V211H251ZM137 213H138V212H137ZM161 213H162V212H161ZM161 213L159 212V214H161ZM164 213H165V212H164ZM211 213H212V212H211ZM215 213H217V212H215ZM248 213H249V212H248ZM55 214H56V213H55ZM125 214H126V213H125ZM145 214H146V212H145ZM153 214H154V213H153ZM178 214H179V212H178ZM178 214H175V213H174V216L177 217ZM231 214H232V213H231ZM233 214H234V212H233ZM49 215H50V214H49ZM133 215H134V214H133ZM163 215H164V214H163ZM172 215H170V216H172ZM120 216H121V215H120ZM142 216H143V215H142ZM147 216H148V215H147ZM152 216H153V215H152ZM154 216H155V214H154ZM179 216H181V215H179ZM229 216H230V215H229ZM96 217H97V216H96ZM144 217H145V216H144ZM157 217H158V215H157ZM159 217H160V216H159ZM162 217H163V216H162ZM168 217H169V216H168ZM220 217H221V216H220ZM253 217H255V215H253ZM121 218H122V217H121ZM125 218H126V216H125ZM145 218H146V217H145ZM148 218H149V217H148ZM153 218H155V217H153ZM160 218H161V217H160ZM160 218H159V220H160ZM164 218H165V217H164ZM166 218H167V217H166ZM166 218H165V219H166ZM169 218H171V217H169ZM177 218H178V217H177ZM179 218H180V217H179ZM257 218H258V217H257ZM257 218H256V219H257ZM259 218H260V217H259ZM261 218H262V217H261ZM114 219H115V218H114ZM149 219H150V218H149ZM149 219H147V221H148ZM157 219H158V218H157ZM157 219H156V221H157ZM161 219H162V218H161ZM180 219H181V218H180ZM196 219H197V218H196ZM241 219H242V218H241ZM245 219H246V218H245ZM254 219H255V218H254ZM254 219H253V220H254ZM256 219H255V220H256ZM60 220H61V219H60ZM142 220H144V219H142ZM154 220H155V219H154ZM163 220H164V219H163ZM169 220H170V219H169ZM169 220L166 219V221H169ZM173 220H174V219H172V222H173ZM183 220H184V219H183ZM185 220H186V219H185ZM227 220H228V219H226V221H227ZM260 220H261V219H260ZM66 221H67V220H66ZM96 221H97V220H96ZM156 221H155V222H156ZM179 221H180V220H179ZM235 221H236V220H235ZM237 221H238V220H237ZM241 221H242V220H241ZM241 221H240V223H241ZM42 222H43V219H42ZM140 222H141V221H140ZM144 222H145V220H144ZM149 222H150V220L147 222V224H148ZM152 222H153V221H152ZM157 222H158V221H157ZM174 222H175V221H174ZM229 222H230V221H229ZM238 222H239V221H238ZM256 222H258V221L256 220ZM126 223H127V224H126ZM129 223H130V222H127V221H125V220L122 219V220H119V223L116 222V221L113 222V225H114L115 227L112 226V227L109 228L108 226H105L103 229H115V230H118V231H122V230L133 231V229H134L133 226H134L135 224L131 223V225H130ZM159 223H160V222H159ZM161 223H162V222H161ZM175 223H176V222H175ZM178 223H179V222H178ZM194 223H195V222H194ZM235 223H236V222H235ZM235 223H234V224H235ZM40 224H41V223H40ZM50 224H51V223H50ZM53 224H54V223H53ZM53 224H52V225H53ZM125 224H126V225H125ZM154 224H155V223H154ZM157 224H158V223H157ZM167 224H168V223H167ZM170 224H171V220L169 221V225H170ZM176 224H177V223H176ZM186 224H189V223H186ZM207 224H208V223H207ZM207 224H206V225H207ZM214 224H215V223H214ZM247 224H248V223H247ZM253 224H254V223H253ZM262 224H263V223H262ZM44 225H45V224H44ZM161 225H162V224H161ZM163 225H164V224H163ZM165 225H166V224H165ZM169 225H166V226L168 227ZM177 225H178V224H177ZM225 225H226V224H225ZM48 226H49V225H48ZM127 226H129V227H127ZM159 226H160V224H159ZM178 226H179V225H178ZM185 226H186V225H185ZM188 226H189V225H188ZM210 226H211V225H210ZM227 226H228V225H227ZM229 226H230V225H229ZM143 227H144V226H143ZM146 227H147V226H146ZM164 227H165V226H164ZM164 227H163V228H164ZM174 227H175V225H174ZM176 227H177V226H176ZM176 227H175V228H176ZM180 227H181V226H180ZM195 227H197V225H195ZM244 227H245V226H244ZM247 227H248V226H247ZM151 228H152V226H151ZM160 228H161V227H160ZM172 228H173V226H172ZM181 228H182V227H181ZM184 228H185V227H184ZM229 228H231V227H229ZM238 228H239V227H238ZM238 228H237V229H238ZM241 228H242V227H241ZM253 228H254V227H253ZM263 228H264V227H263ZM98 229H100V228H98ZM138 229H139V228H137V230H138ZM148 229H150V228H148ZM155 229H156V228H155ZM166 229H167V228H166ZM173 229H174V228H173ZM182 229H183V228H182ZM182 229H181V230H182ZM196 229H197V228H196ZM233 229H235V228H233ZM248 229H249V228H248ZM34 230H35V229H34ZM40 230H41V229H40ZM134 230H135V229H134ZM143 230H144V229H143ZM146 230H147V229H146ZM159 230H160V229H159ZM176 230H178V228H176ZM181 230H179V231H181ZM216 230H218V229H216ZM235 230H236V229H235ZM257 230H259V229H257ZM262 230H263V229H262ZM149 231H152V229L149 230ZM161 231H162V230H161ZM168 231H170V229H169ZM249 231H250V230H249ZM2 232H3V231H2ZM122 232H123V231H122ZM141 232H142V231H141ZM143 232H144V231H143ZM162 232H163V231H162ZM164 232H165V231H164ZM172 232H173V231H172ZM175 232H177V231H175ZM219 232H220V231H219ZM219 232H218V233H219ZM228 232H229V231H228ZM241 232H242V230H241ZM241 232H240V234H242ZM250 232H251V231H250ZM137 233H138V232H137ZM157 233H159V232L157 231ZM167 233H168V232H167ZM177 233H178V232H177ZM191 233H192V232H191ZM218 233H217V234H218ZM223 233H224V232H223ZM248 233H249V232H248ZM254 233H255V232H254ZM262 233H264V232H262ZM31 234H32V233H31ZM41 234H43V233H41ZM41 234H40V235H41ZM132 234H133V233H132ZM135 234H136V233H135ZM139 234H140V232H139ZM162 234H163V233H162ZM164 234H165V233H164ZM172 234H174V233H172ZM179 234H180V233H179ZM183 234H185V233H183ZM225 234H226V233H225ZM229 234H231V232H230ZM234 234H235V232H234ZM27 235H28V233H27ZM130 235H131V234H130ZM144 235H145V234H144ZM147 235H148V234H147ZM151 235H152V234H151ZM168 235H169V234H168ZM185 235H186V234H185ZM201 235H202V234H201ZM252 235H253V234H252ZM260 235H261V234H260ZM149 236H150V234H149L147 237H149ZM163 236H165V235H163ZM178 236H179V235H178ZM203 236H204V235H203ZM237 236H238V235H237ZM242 236H243V235H242ZM27 237H28V236H27ZM61 237H63V238H68V239L72 238V239L70 240V242H69V246H74V245H75V238H80V239H81V238H82V239H87V238H88L86 234H77V235H74V236H70V235H68V234H63V235H61ZM108 237L111 238V239H114V240H115V243H114L112 246L117 245L118 248L120 247L121 242H123V241L126 239V238L124 239V237H125L124 235H122V234H118V233H117V234L115 233V234L109 235ZM128 237H129V236H128ZM130 237H131V236H130ZM137 237H139V236H137ZM144 237H145V236H144ZM144 237H143V238H144ZM147 237H146V238H147ZM151 237H152V236H151ZM158 237L161 238L160 235H159ZM167 237H168V236H167ZM172 237H173V236H172ZM184 237H185V236H184ZM238 237H240V236H238ZM245 237H246V236H245ZM133 238H134V234H133ZM141 238H142V237H141ZM159 238H158V239H159ZM162 238H163V237H162ZM162 238H161V239H162ZM200 238H201V237H200ZM203 238H205V237H203ZM203 238H202V239H203ZM211 238H212V237H211ZM231 238H233V237H231ZM246 238H247V237H246ZM254 238H255V237H254ZM14 239H15V238H14ZM24 239H25V238H24ZM43 239H44V238H43ZM131 239H132V238H131ZM164 239H165V238H164ZM164 239H163L162 241H164ZM172 239H173V238H172ZM172 239H171V240H172ZM177 239H178V238H177ZM177 239H176V240H177ZM185 239H186V238H185ZM126 240H127V239H126ZM137 240H138V239H137ZM137 240H136V241H137ZM143 240H144V239H142V241H143ZM165 240H166V239H165ZM167 240H168V238H167ZM220 240H221V239H220ZM226 240H227V239H226ZM233 240H234V239H233ZM240 240H241V239H240ZM245 240H246V239H245ZM21 241H22V240H21ZM142 241H141V242H142ZM148 241H149V240H148ZM156 241H157V240H156ZM172 241H173V240H172ZM237 241L239 242V240H237ZM243 241H244V240H243ZM243 241H242V242H243ZM262 241H263V240H262ZM137 242H138V241H137ZM143 242H144V241H143ZM149 242H150V241H149ZM158 242L161 243L160 239H159ZM174 242H175V241H174ZM184 242H185V241H184ZM203 242H204V241H203ZM207 242H208V241H207ZM246 242H247V241H246ZM110 243H111V242H110ZM181 243H182V242H181ZM209 243H210V242H209ZM249 243H250V242H249ZM249 243H248V244H249ZM262 243H263V242H262ZM149 244H150V243H149ZM157 244H158V243H157ZM161 244H162V243H161ZM161 244H160V245H161ZM174 244H175V243H174ZM176 244H177V246H178V241H177ZM205 244H207V243H205ZM205 244L202 243V242H196V241H194L192 244H189V243H186V244H185V247H184V248H185V250H186L185 252L187 253V257L185 258V260H186L187 264H215V263H214L215 260L213 261V260H212L213 258H211V257L209 256L210 249H206L205 247H207V246H205ZM246 244H247V243H246ZM142 245H144V243H143ZM142 245H141V246H142ZM146 245H148V244L146 243ZM152 245H153V244L151 243V246H152ZM181 245H182V244H181ZM181 245H180L179 247H181ZM209 245H210V244H209ZM228 245H229V244H228ZM233 245H234V244H233ZM177 246H176V247H177ZM244 246H245V245H244ZM253 246H254V245H253ZM2 247H3V246H2ZM139 247H140V243H139ZM143 247H145V245H144ZM161 247H163V246H161ZM170 247H171V246H170ZM179 247H177V249H178ZM146 248H148V247H146ZM150 248H151V247H150ZM158 248H159V247H158ZM211 248H212V247H211ZM119 249H120V248H119ZM155 249H156V248H155ZM125 250H127V249H125ZM133 250H134V249H133ZM135 250H136V249H135ZM142 250L144 251L143 248H142ZM171 250H172V249H171ZM181 250H182V249H181ZM220 250H221V249H220ZM231 250H232V249H231ZM250 250H251V249H250ZM24 251H25V250H24ZM145 251H146V250H145ZM155 251H156V250H155ZM164 251H166V250H164ZM175 251H176V249H175ZM214 251H215V250H214ZM232 251H233V250H232ZM248 251H249V250H248ZM252 251H253V249H252ZM256 251H257V250H256ZM133 252H134V251H133ZM139 252H140V251H139ZM157 252H158V251H157ZM157 252H156V253H157ZM159 252H160V251H159ZM170 252H171V251H170ZM179 252H181V251H179ZM182 252H184V251H182ZM185 252L182 253V254H184V255H180V256H182V257L184 256V257H185ZM219 252H222V251H219ZM244 252H245V251H244ZM262 252H263V251H262ZM14 253H15V252H14ZM32 253H33V252H32ZM32 253H31V254H32ZM48 253H49V254L56 255L57 251L50 250ZM131 253H132V252H131ZM143 253H144V252H143ZM146 253H147V252H146ZM166 253H167V252H166ZM233 253H234V252H233ZM34 254H35V253H34ZM36 254H37V253H36ZM149 254H150V253H149ZM162 254H163V253H162ZM219 254H220V253H219ZM245 254H247V253H245ZM115 255H116L117 257H119V262H116V261L113 260V263H114V264H138V263L145 264L144 259L142 260V262H136V261L132 260V258H127V257L122 256V252H121V250H117V251L115 252ZM127 255H128V253H127ZM141 255H142V254H141ZM141 255H139V258H140ZM145 255H147V254H145ZM167 255H169V254H167ZM178 255H179V254H178ZM234 255H235V254H234ZM250 255H252V254H250ZM250 255H249V256H250ZM19 256H20V255H19ZM131 256H132V254H131ZM150 256H152V260H155V257L153 258V256H155V254H154V255L150 254ZM150 256H149V257H150ZM157 256H158V255H157ZM159 256H160V255H159ZM165 256H166V255H165ZM212 256H213V255H212ZM215 256H216V255H215ZM252 256H253V255H252ZM254 256H255V255H254ZM38 257H39V255H38ZM129 257H130V256H129ZM146 257H147V256H146ZM162 257H163V255H162ZM170 257H171V256H170ZM237 257H238V256H237ZM237 257H236V258H237ZM242 257H243V256H242ZM41 258H42V257H41ZM75 258H76V257H75ZM114 258H115V257H114ZM147 258H148V257H147ZM176 258H177V257H176ZM214 258H215V257H214ZM229 258H230V257H229ZM253 258H254V257H253ZM6 259H7V258H6ZM12 259H13V257H12ZM141 259H142V258H141ZM160 259H161V258H160ZM162 259H163V258H162ZM178 259H179V258H178ZM182 259H183V258H182ZM244 259H245V258H244ZM257 259H258V258H257ZM147 260H149V259H147ZM165 260H166V259H165ZM170 260H172V259H170ZM174 260H175V259H174ZM183 260H184V259H183ZM234 260L236 261V259H234ZM237 260H238V259H237ZM248 260H249V259H248ZM138 261H139V260H138ZM157 261H158V259H157ZM157 261H155L154 264H156ZM172 261H173V260H172ZM220 261H221V260H220ZM225 261H226V260H225ZM251 261H252V260H251ZM251 261H250L249 263H251ZM0 262H1V261H0ZM67 262H68V264H74V263H75V262H74L72 259H70V258L67 259ZM151 262H152V261H151ZM158 262H159V261H158ZM163 262H164V261H163ZM182 262H183V261H182ZM240 262H241V261H240ZM244 262H245V261H244ZM4 263H5V262H4ZM34 263H35V262H34ZM159 263H160V262H159ZM164 263H166V262H164ZM167 263H168V262H167ZM217 263H218V262H217ZM235 263H236V262H235ZM261 263H262V262H261ZM263 263H264V262H263ZM263 263H262V264H263ZM25 264H26V263H25ZM80 264H81V262H80ZM147 264H148V262H147ZM152 264H153V263H152ZM169 264H171V263H169ZM183 264H184V263H183ZM218 264H220V263H218ZM226 264H227V263H226ZM230 264H231V262H230ZM237 264H238V263H237ZM246 264H247V263H246ZM252 264H253V262H252Z\"/></svg>",
	"mask_w": 264,
	"mask_h": 264
}]
</instances>
